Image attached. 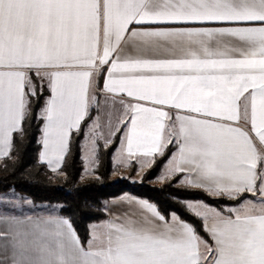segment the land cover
I'll return each mask as SVG.
<instances>
[{
	"label": "snow or ice",
	"instance_id": "1",
	"mask_svg": "<svg viewBox=\"0 0 264 264\" xmlns=\"http://www.w3.org/2000/svg\"><path fill=\"white\" fill-rule=\"evenodd\" d=\"M34 107L52 173L87 123L89 165L117 136L125 166L174 146L158 179L231 206L186 201L198 229L125 194L83 241L4 194L0 264H264V0H0V161Z\"/></svg>",
	"mask_w": 264,
	"mask_h": 264
},
{
	"label": "trees",
	"instance_id": "2",
	"mask_svg": "<svg viewBox=\"0 0 264 264\" xmlns=\"http://www.w3.org/2000/svg\"><path fill=\"white\" fill-rule=\"evenodd\" d=\"M42 102L43 98L41 104ZM38 110V107H34L33 115L24 125L23 137H17L11 158L0 161V193L11 190L25 195L33 202L57 204L59 215L72 222L83 241L88 237L87 225L105 217L103 202L124 194L156 204L166 216L175 212L181 219L193 223L198 229L201 221L186 209V200L204 201L213 207L231 205L230 202L213 198L202 190L180 186L179 177L163 180L158 184L153 183L172 147L164 157L157 156L154 166L147 167L137 181L111 176V172L117 171L111 164L110 156L118 136L108 149L99 143L94 175L81 178L79 140L84 124L79 133H73L61 173L54 174L44 164L37 162L39 150L37 136L41 124V120L35 118ZM133 169L131 165L129 173ZM200 234L204 235L202 231Z\"/></svg>",
	"mask_w": 264,
	"mask_h": 264
},
{
	"label": "crops",
	"instance_id": "3",
	"mask_svg": "<svg viewBox=\"0 0 264 264\" xmlns=\"http://www.w3.org/2000/svg\"><path fill=\"white\" fill-rule=\"evenodd\" d=\"M104 72L106 73V68L104 69ZM99 86L102 88L103 86V76H101L99 78ZM39 112V110H38ZM37 112V114H38ZM96 113L95 111L92 112V115L94 116ZM42 126V121H41V124H40V127ZM40 127H39V133H38V136H37V141L40 139ZM87 131V123L84 124L83 128H82V135H81V138L79 140V155H80V158L82 160V170H81V173H80V177L81 178H85V177H90V176H93V170L91 172H87L86 174L83 172L84 171V157L85 155H87V152L85 150V145H86V140H85V136H84V132ZM99 143H101L102 145H104V142L101 140L99 141ZM120 146V139H119V136H118V139H117V142H116V145L115 147L113 148L112 150V153H111V156H110V159H111V164L114 168L117 169V171L119 172H122V171H126L128 173V176L127 175H120V176H126L127 178L129 177H133L137 171H141L142 173L144 172V170L147 168V166H144L142 167L139 163H137L136 161H132L128 166H125L124 163H116V160H115V157H116V154H119L117 153V148ZM175 151V147L173 146L172 149L170 150V153L168 154V156L165 158V160L162 162L161 166H160V169L158 172H160V170L162 171V169H165V165L167 163V160L168 158L171 156L172 152ZM40 152V145H39V150H38V154ZM37 154V156H38ZM119 157V156H118ZM119 160H122V158L120 157ZM95 163H96V160L93 161L88 167H91L92 169H94V166H95ZM46 166V168L48 170H50L48 168V166L46 164H44ZM115 165V166H114ZM133 165L134 169L131 173H129V168L130 166ZM127 168V169H126ZM51 171V170H50ZM115 173V171L111 172V176L112 174ZM141 173V175H142ZM140 175V176H141ZM140 178V177H139ZM180 179L181 177H179V183H180ZM136 181V180H135ZM11 191V190H9ZM7 192V191H6ZM5 192L3 193H0V195L4 194ZM125 195V194H124ZM123 196V195H121ZM121 196H117V197H114V198H111V199H108L106 201L103 202L102 204V209L105 213V217L102 218V219H99L98 221H95V222H91L87 225V229H88V234H89V226L92 225V224H95V223H99L100 221H103L105 219L108 218V211L107 209L108 208H111L113 211H117L119 209V204H112L111 202L112 201H116L119 197ZM131 196V195H129ZM35 203H39L38 205H40V208H43V209H37L35 213H31V212H25V213H21L22 215H29V216H48V215H57V216H60L57 209H58V205L56 204H49V203H45V202H35ZM231 206V205H230ZM39 207V206H38ZM21 214H16V215H21ZM88 239V237H87ZM86 239V240H87Z\"/></svg>",
	"mask_w": 264,
	"mask_h": 264
},
{
	"label": "rangeland",
	"instance_id": "4",
	"mask_svg": "<svg viewBox=\"0 0 264 264\" xmlns=\"http://www.w3.org/2000/svg\"><path fill=\"white\" fill-rule=\"evenodd\" d=\"M120 157L121 156L119 154H116V157H115L116 163L119 162V161H121V160H119ZM86 166H89V164H88V161L84 159V171L83 172L85 174L87 173V172H85ZM164 170L165 169H162V171L160 170V172H158L156 174V176L153 179V183H157L158 184V183H160L162 181V180L158 179V177H160L162 175V173L164 172ZM141 173L142 172L139 170V171L136 172V174L133 177H129L128 179L131 180V181H133V180H136L137 181V180H139V177H140ZM124 174L128 176V173L126 171H122V172L116 171L115 173L112 174V176L113 177H116V176H120V175H124ZM120 177L127 178L126 176H120ZM13 193H15V196L12 195ZM4 194H7V199L8 200H15L17 197H21V198H23V200H27V201H30L31 202V203H24L23 200H22L20 202L19 207L15 210V212L13 214H21V213H25V212L35 213L38 208L39 209H43V208H40V205H38L39 203H35V202L31 201L28 197H26L23 194H20V193L14 192V191H7ZM4 194L0 195V197H3ZM186 201H200V200H186Z\"/></svg>",
	"mask_w": 264,
	"mask_h": 264
}]
</instances>
